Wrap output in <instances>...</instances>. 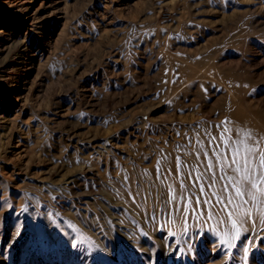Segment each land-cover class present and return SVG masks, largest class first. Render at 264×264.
Returning a JSON list of instances; mask_svg holds the SVG:
<instances>
[{
    "label": "rangeland",
    "instance_id": "rangeland-1",
    "mask_svg": "<svg viewBox=\"0 0 264 264\" xmlns=\"http://www.w3.org/2000/svg\"><path fill=\"white\" fill-rule=\"evenodd\" d=\"M236 149L264 153V0H0V264H264V223L229 248L196 204Z\"/></svg>",
    "mask_w": 264,
    "mask_h": 264
},
{
    "label": "snow or ice",
    "instance_id": "snow-or-ice-1",
    "mask_svg": "<svg viewBox=\"0 0 264 264\" xmlns=\"http://www.w3.org/2000/svg\"><path fill=\"white\" fill-rule=\"evenodd\" d=\"M255 159L250 149L246 150L243 156L240 155L239 149L234 150V154L227 167L231 168L237 175L228 180L222 193H213L212 198L208 201L196 200L197 205L201 203L208 204L211 200H215V204L220 206V211L227 214L230 229L228 233L224 234L228 239L222 240L221 244L227 245L229 248L235 246L231 241L234 239L238 240L241 237V230L250 220L252 223H264V218H262V214H264V153L259 156L258 165L255 163ZM227 176L228 173L225 172L224 176L220 177V179H227ZM196 183L199 184V178H197ZM214 184L215 176L212 177L209 186L212 187ZM204 192V187H200L201 196H203ZM180 196L183 197V193ZM172 199L176 200L178 197L173 196ZM237 200L243 203L237 204ZM245 204L256 205L255 217L250 208H244ZM214 215V213L208 212L209 219H212ZM248 243L245 239V253H247ZM72 246L76 247L75 244Z\"/></svg>",
    "mask_w": 264,
    "mask_h": 264
}]
</instances>
